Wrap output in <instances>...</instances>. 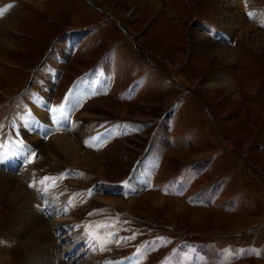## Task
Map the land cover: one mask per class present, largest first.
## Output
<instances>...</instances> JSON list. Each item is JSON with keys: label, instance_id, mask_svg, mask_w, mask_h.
<instances>
[{"label": "rangeland", "instance_id": "1", "mask_svg": "<svg viewBox=\"0 0 264 264\" xmlns=\"http://www.w3.org/2000/svg\"><path fill=\"white\" fill-rule=\"evenodd\" d=\"M219 1L0 0V143L30 149L0 171L33 196L0 192V264L52 252L38 213L68 264H264V53L247 43L264 0ZM226 6L256 31L232 20L221 38ZM64 133L79 158L56 147Z\"/></svg>", "mask_w": 264, "mask_h": 264}, {"label": "bare ground", "instance_id": "2", "mask_svg": "<svg viewBox=\"0 0 264 264\" xmlns=\"http://www.w3.org/2000/svg\"><path fill=\"white\" fill-rule=\"evenodd\" d=\"M27 1L32 2V0H27ZM37 1H38L37 6H39L38 8L43 10L45 8L44 3L46 0H37ZM142 1H144L146 4H155V3H157L158 0H142ZM234 1H236V0H234ZM222 3H223V0L222 1L220 0L219 4H222ZM235 6H237V4ZM232 10H233V6H226V13L224 14L225 15V22L224 23H226L224 25V29L226 31L224 33H221L222 34L221 38H224L225 36H230L229 33H232L230 29H233V28L231 26H229V24H228V22H231L232 20H234V21L236 20L240 29L243 30L241 32L242 38H243V32H245L246 35L249 36L248 34H250L253 31H256L254 29V27L247 22V17L244 16V12L241 13L238 10L232 15L230 13V11H232ZM205 39H206V37H205ZM247 43L249 45V50H251L254 54H263L264 53V33L263 32H257V35L250 37L248 39ZM0 44L3 48H5L4 43L0 42ZM205 48L208 51L213 52V55H216V56L219 55V56H222L221 58H225V59L229 58V56L227 57L226 55H222V51L227 50V49H223V47H221V44H219L218 42H215L214 44L208 43ZM229 51L234 52V49L231 48V49H229ZM227 77L228 76L225 77L223 74H221L218 78H216L215 82L216 83H221V81L224 82V80L227 79ZM35 110L37 111V114H35V119L40 120L42 118V116H44V113H46L45 103H42V102L38 103ZM75 125H76L77 129L78 128L80 129L81 122H77V123H75ZM31 130H33V129H31ZM26 131L29 133V130H26ZM56 138L57 139L55 140L54 143H55L56 147L62 151L63 154L69 155L75 159L79 158V153H78L79 145H77L75 142H73L66 135V133H64V135H58V136H56ZM34 139H35V143H36L38 141L37 137H34ZM50 147H52V146H50ZM52 149H54V148H52ZM13 190H14V192H13L14 194L12 193ZM0 192H2L1 194H3V195H5V194L8 195V194L12 193L13 198L15 199L14 201H18L19 203H21L23 205L22 208L23 207L25 208V205H27V204H32L31 203L32 201L30 202V200H31V197H33V196L30 195L29 189L21 181H19L16 176H11V173H5L4 171H0ZM41 194H43V193H41ZM36 213H38V211H35V213H33V214H36ZM39 215H40L39 213L36 215H33L38 220L37 223L34 222L35 223V225H34L35 232H37V234H35V236H37L36 240H38L40 242L41 247L42 246L46 247L47 249H50V251H52L54 253L53 254L52 252L51 253L50 252L49 253L44 252L43 256L39 260L40 264H68L67 263L68 261H66L67 259H65V257L62 254V247H59L57 245V243L54 242V236L51 234V225L47 224L45 222V219L41 220ZM17 217H18V219H20V215H18ZM24 220H26V218ZM58 226L60 228V225H58ZM50 245L52 247H49ZM43 250H44V248H43ZM69 264H71V263H69Z\"/></svg>", "mask_w": 264, "mask_h": 264}, {"label": "snow or ice", "instance_id": "3", "mask_svg": "<svg viewBox=\"0 0 264 264\" xmlns=\"http://www.w3.org/2000/svg\"><path fill=\"white\" fill-rule=\"evenodd\" d=\"M4 15V11L0 10V16ZM249 15H252L251 13H249ZM51 111L53 112H63V109H52ZM34 126H35V122H33ZM27 152H30V149H27L26 146L23 144V141H19L18 142V150H8L7 146L3 143H0V163H3L4 160L8 159L9 157H14V156H19V155H24ZM127 184V182H125ZM97 228H104L105 230H107L110 227H114V224H100L96 226ZM92 238L95 240H99L101 242V246H103L104 244L107 243H111L112 242V236L114 235V233L112 232H107L105 237H101L99 236L97 233L93 232L92 234ZM101 250H103V247H101Z\"/></svg>", "mask_w": 264, "mask_h": 264}]
</instances>
